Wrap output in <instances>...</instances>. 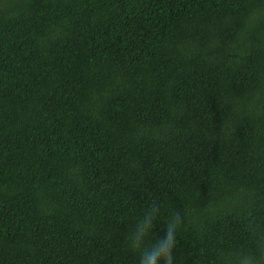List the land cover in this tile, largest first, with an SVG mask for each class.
Instances as JSON below:
<instances>
[{
    "label": "trees",
    "instance_id": "obj_1",
    "mask_svg": "<svg viewBox=\"0 0 264 264\" xmlns=\"http://www.w3.org/2000/svg\"><path fill=\"white\" fill-rule=\"evenodd\" d=\"M173 212L172 264L264 247V0H0V264H141Z\"/></svg>",
    "mask_w": 264,
    "mask_h": 264
},
{
    "label": "clouds",
    "instance_id": "obj_2",
    "mask_svg": "<svg viewBox=\"0 0 264 264\" xmlns=\"http://www.w3.org/2000/svg\"><path fill=\"white\" fill-rule=\"evenodd\" d=\"M157 214V208L155 206L145 211V218L143 221H138L136 230L134 232V238L129 239L127 237V243L129 248L133 250H139L144 252L141 248V244L145 242L146 236L151 232V228ZM182 224V217L179 212H173L169 218L165 229V236L158 239V245L153 248V251L148 255L147 259L141 261V264H172L173 257L172 251L177 243L178 229ZM235 264H264V247L259 250V255H240Z\"/></svg>",
    "mask_w": 264,
    "mask_h": 264
}]
</instances>
